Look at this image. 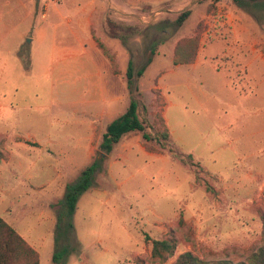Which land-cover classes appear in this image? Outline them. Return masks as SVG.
Returning a JSON list of instances; mask_svg holds the SVG:
<instances>
[{
  "label": "rangeland",
  "instance_id": "rangeland-1",
  "mask_svg": "<svg viewBox=\"0 0 264 264\" xmlns=\"http://www.w3.org/2000/svg\"><path fill=\"white\" fill-rule=\"evenodd\" d=\"M89 1L10 0L0 10V216L38 249L39 264H55L58 248L68 249L65 264H170L188 250L207 264H249L264 245V0H96L93 33L126 84L103 95L88 92L101 82L94 71H50L73 54L53 47L50 13ZM32 23L46 32L29 46L19 33ZM131 57L135 71L152 58L133 95L154 150L142 133L125 135L69 229L67 186L101 156L102 124L130 103ZM91 100L116 109L99 120L89 158ZM146 234L173 240L174 255L153 259Z\"/></svg>",
  "mask_w": 264,
  "mask_h": 264
},
{
  "label": "trees",
  "instance_id": "trees-1",
  "mask_svg": "<svg viewBox=\"0 0 264 264\" xmlns=\"http://www.w3.org/2000/svg\"><path fill=\"white\" fill-rule=\"evenodd\" d=\"M190 14L191 9L183 10L176 19L177 25L181 26ZM99 46L102 49L104 48V45L100 41ZM153 53H155V49H153ZM151 61L152 58L135 71L134 60L132 57L130 58L126 70V81L131 95L130 103L123 113L119 114L106 124L99 146V152L100 154L102 153L101 156L94 157L93 160L82 170L79 179L75 183L67 186L64 197L65 209L63 208L62 215L67 219V227L69 229L72 228L71 218L76 211L79 197L91 186L95 174L104 169L106 155L113 150L114 146L119 143L125 135L134 132L142 133L146 149L149 151L154 150L153 147L146 144L150 140H153L154 136L147 129L148 123L140 117L138 112L139 102L133 95L134 92L139 89L136 77H140L144 74L145 69ZM175 63L177 62L175 61ZM163 136L165 138L170 136L168 129L164 130ZM146 239L151 240L152 242L151 255L153 259L164 262L174 255L176 243L173 240L152 239L148 234H146ZM67 253L68 249L61 250V248H58L53 256L55 264H65ZM39 263L40 253L38 250L29 243L13 225H11L4 217L0 216V264ZM170 264H207V262L197 254L188 250L180 253L175 261ZM241 264L246 263L243 262ZM249 264H264V245L260 246L251 254Z\"/></svg>",
  "mask_w": 264,
  "mask_h": 264
},
{
  "label": "crops",
  "instance_id": "crops-1",
  "mask_svg": "<svg viewBox=\"0 0 264 264\" xmlns=\"http://www.w3.org/2000/svg\"><path fill=\"white\" fill-rule=\"evenodd\" d=\"M95 2L96 0H90L89 4L82 8H68L62 6L60 8H55V12L50 13L51 21L49 23V27L53 32V47L59 51L64 49L66 52L73 53L71 55H66L53 60L57 69H53V66L51 65L52 67L50 71L52 74L54 71L55 73H58L56 70L60 71L66 67L68 72L77 73L78 71H82L84 68L87 70L89 76L91 75V71H94L93 76H96L101 80L100 84H97L88 90L89 93L93 95H103L106 91L116 92L115 90H121V93H124L126 90L125 80L121 79L117 82L114 81L113 77L115 76L111 71L105 55L101 52V47L99 46L97 37L93 33V16L96 11V6H94ZM9 4L10 0H0V10H4L5 7H9ZM34 30H36L37 33H35L31 39H27L32 34V31L34 34ZM45 32L44 28L36 25V23H32L29 29L19 33V39L22 42L26 41L30 46L32 42H40V40L43 39ZM6 33L8 41H10V29L6 28ZM81 48L83 49L85 55L81 57L76 56L75 54L79 52ZM95 52H100L102 56L97 57V55L94 54ZM71 58L73 59L72 61L70 60ZM120 96L121 95H117L115 99H120ZM95 103L96 102H93L92 100L91 102H87V106L90 108L88 112H94L93 114L97 117V122L92 121V123H90V133L87 136L90 143V147L88 149L89 158L93 156L97 148V146L94 145V142L96 140L99 141L105 130L106 124H102L101 136H97V131L99 130V120L106 115H112L116 109L115 106L106 107ZM6 108L7 106L4 107L5 110Z\"/></svg>",
  "mask_w": 264,
  "mask_h": 264
},
{
  "label": "built area",
  "instance_id": "built-area-1",
  "mask_svg": "<svg viewBox=\"0 0 264 264\" xmlns=\"http://www.w3.org/2000/svg\"><path fill=\"white\" fill-rule=\"evenodd\" d=\"M55 1H58V0H55Z\"/></svg>",
  "mask_w": 264,
  "mask_h": 264
}]
</instances>
